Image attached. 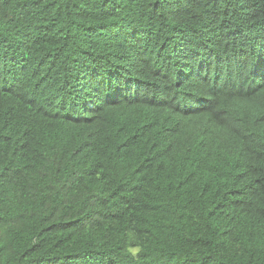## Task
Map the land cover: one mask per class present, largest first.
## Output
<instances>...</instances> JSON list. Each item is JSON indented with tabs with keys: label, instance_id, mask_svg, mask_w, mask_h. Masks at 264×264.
Masks as SVG:
<instances>
[{
	"label": "trees",
	"instance_id": "obj_1",
	"mask_svg": "<svg viewBox=\"0 0 264 264\" xmlns=\"http://www.w3.org/2000/svg\"><path fill=\"white\" fill-rule=\"evenodd\" d=\"M0 264H264V0H0Z\"/></svg>",
	"mask_w": 264,
	"mask_h": 264
}]
</instances>
